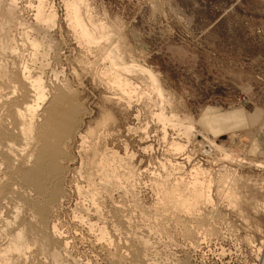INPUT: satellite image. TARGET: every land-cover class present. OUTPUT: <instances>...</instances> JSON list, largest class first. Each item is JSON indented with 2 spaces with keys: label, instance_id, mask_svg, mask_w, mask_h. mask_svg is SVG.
I'll list each match as a JSON object with an SVG mask.
<instances>
[{
  "label": "rangeland",
  "instance_id": "1",
  "mask_svg": "<svg viewBox=\"0 0 264 264\" xmlns=\"http://www.w3.org/2000/svg\"><path fill=\"white\" fill-rule=\"evenodd\" d=\"M28 1L13 0L17 7L9 10V0H0V66L5 67H0V77L2 75L7 80L6 84L5 80H0V84L3 83L0 90L4 87L3 91L13 90V96H18V83L13 82L9 75L17 63L28 64V70L35 71V74L44 70L39 75H42L45 88L67 81L73 89L72 107L85 112L79 127L73 130L69 144L71 160L66 166L61 184L64 192L62 195L66 198L53 207V212L48 214L46 222L41 226L47 230L54 223L60 237L67 239L68 245L66 251H63L67 253L62 255L60 251V260L64 258L62 263L264 264V0H86L87 6H91L87 7L88 13L92 11L89 16L94 21L108 25L104 33L107 37L109 33L108 38H111H107L108 42L105 38L104 42L101 39L97 48L96 45H90L88 49L83 44L81 46L67 26L62 0H46L49 4L53 3L57 17L54 20L56 26L52 24L51 28L46 26V29L44 24H37L32 19V11L26 6ZM111 33L114 34L112 37ZM29 39L38 41L40 47L35 44L36 53L26 43ZM115 42L125 62L132 61L155 73L163 95L167 97L163 101H169H162L163 106L166 104L162 107L165 108L163 112L169 115L172 113L180 120L188 119L187 122L193 125L190 137L187 138L189 141L178 129L180 133H177L176 127L171 129L169 124L164 123L166 125L163 127L164 124H158L155 117L149 114L151 109L155 110L151 102L145 100L147 106H144V102H139L138 106L132 102L130 108L116 101L107 102L105 98L108 91L97 78V72L106 64L103 63L105 61L100 63L102 51L98 49L103 45L109 47L111 43L116 45ZM35 45L32 46L36 48ZM30 52L35 54L31 55ZM4 85L9 86L8 89ZM207 110H213L221 116L235 114L238 118L236 125L219 124L215 128L203 126L200 119ZM3 111L2 107L0 117L5 116L4 119H7ZM105 118H108L105 136H99L96 142L98 152L104 151V147L117 151L121 158H128L127 164L133 168L136 176L133 174L131 181L134 182L130 181L133 187L129 183L127 187L130 190L127 188L126 194L109 185L112 186V192L108 186V195L106 190L98 189L97 185L100 184L96 183L95 177L97 190L94 186L93 192L104 191L93 194L94 198L99 196L94 202L99 201V204L95 203L98 204L96 206H102L98 212L103 218L100 219L105 222L103 229L106 228V238L103 236L105 239H101L97 233L101 221H95L97 223L93 227H96L91 226L92 231L82 213L89 206L91 208V200H88L90 196H87L90 192L86 194L83 191L86 195L79 197L82 193L75 192L74 182L78 181V169L90 168L85 156H92L88 150L87 153L80 151L78 134L83 135L87 128H94ZM166 131V134L163 133ZM144 133L147 134L145 137ZM176 134L181 137L177 138ZM205 138L225 147L231 160L219 150L216 151L215 147L209 146ZM172 140L184 144L186 149L182 150L185 151L179 153L173 150L169 146ZM11 141L15 145L19 144L14 137L8 140L9 143ZM150 146L152 149L148 148ZM189 154L190 159L183 157ZM93 158L97 160L94 156L91 160ZM167 159L179 162L176 170H171L168 163H165ZM180 164L183 165L181 168ZM195 166L206 170L204 173L208 175H202L200 169L197 178L201 175V180L198 178L200 181L205 178L204 182L212 183V186L209 184V194L213 202L201 206V212L192 213L194 216L191 213L187 215L179 208L171 209V204L161 198L159 182L162 179L165 182L164 176L167 175V184L173 182V177H181L186 183L190 181V171ZM2 170L3 163L0 162V172ZM5 199L6 202L0 206L1 217H6L8 210L15 205L14 201L7 197ZM79 215H82L81 218ZM122 218L129 224L125 228L120 224ZM5 230L0 228V244L7 238ZM29 238L26 234L29 252L25 249V255L28 254L26 258L22 257L24 261L20 257L17 262L13 256L6 264H37L38 259L50 264L46 253L42 251L40 254L41 251H37L36 244ZM144 242L146 246L142 248ZM33 251H37L35 255L38 259L30 255ZM43 254L47 256L46 260ZM73 259L76 261L73 262ZM1 261L0 264H3Z\"/></svg>",
  "mask_w": 264,
  "mask_h": 264
},
{
  "label": "bare ground",
  "instance_id": "2",
  "mask_svg": "<svg viewBox=\"0 0 264 264\" xmlns=\"http://www.w3.org/2000/svg\"><path fill=\"white\" fill-rule=\"evenodd\" d=\"M52 4H49L48 1L46 2V0H29L27 2L26 6L28 8H30V10L32 11V15H31L32 19L37 24L38 23L44 24L45 25L44 28L46 29L48 26L51 28L52 24L55 23L54 22L55 18H57L56 12L53 9ZM62 4H63V10H64V19L66 21V24L72 30V32L76 35V38H77L78 42L81 43V46L83 44V45L87 46L86 49H88V47L90 48V45H93V46L96 45V48H97V46L100 44L99 41L100 42L102 41L101 39L105 38L106 42L109 41V40H107V38L110 36L109 33L106 31L108 33V37H107V34L104 33L105 28L108 25H105L104 22L94 21L91 19V17H90L91 15L89 16V14L92 11L88 13V8H87V7H91V6L90 5L87 6L86 0H62ZM13 7H15L13 0H9L7 8L11 9ZM8 9H6V10H8ZM7 12H9V11H7ZM14 12H16V11H14ZM92 17H94V16H92ZM5 18H6V16H5ZM35 22H34V25H35ZM41 24H40V26H42ZM111 27L108 28L109 32H110L109 29H111ZM72 32H70V33H72ZM111 34H112L111 35V37H112L114 34L113 33H111ZM75 35H73L74 38H75ZM25 37L27 39L29 38L26 35H25ZM115 38H113V39H115ZM119 38H118V40H119V44H120ZM105 39L102 42H104ZM108 39L111 40V38H108ZM113 39H112V41H113ZM118 40H117V42H118ZM117 42H115V43H117ZM26 43L30 44V47L28 46L29 48H32V49L34 48L33 51L34 50L37 51V46L39 45L37 40H35V39L30 40L29 39L28 42H26ZM79 43H78V45H79ZM35 44H37V46ZM105 44H107V43H105ZM25 45H27V44H25ZM32 45L33 46L35 45L36 48L33 47ZM107 45H109V43ZM110 45H109V47L108 46L104 47V45L102 46V44L99 46V47H101V46L104 47V48L101 47L98 49L99 51H102L101 52L102 58L99 57L102 60V61L100 60V63L105 61L103 63H106V64L103 65V68L101 70H100V67L97 65L99 67V70H100V72H97V73H99L97 78L100 79L99 81L104 85L105 89L108 91V96H107V98H105L107 100V102L116 101L118 104H124L128 108H130V106L132 105L131 104L132 102H135L134 104H136V105L139 102L145 103V100L148 101L147 103L151 102V104L153 105V106L152 105L151 106L152 107L155 106V110L153 108V111H151L152 110L151 109L149 114H151L153 117H155V120L158 121V124L159 123H161V125L164 123L169 124L172 126V128H171L168 125L171 129H173V127L175 129V127H176V131L178 129L185 137L183 135L182 136L184 138H186L187 141H189L187 138L190 137L189 135L191 134V131L193 130V125L191 124V122H187L188 119L185 120V118H182L180 120V119H178L179 117H177L176 115H173L171 112H170L171 113L170 115L163 112V110L165 108H162V107L166 106V104H164V106H163L162 101L164 99H166L167 97L165 95H163L164 94L163 89H162L155 73H153L149 68L138 65L137 63H134L132 61H130L129 63L125 62L121 58V54H119V52H118L119 49H117V47H116L118 45V43L116 45L112 44L113 46H110ZM39 47H40V45H39ZM79 47H80V45H79ZM100 49H102V50H100ZM11 51H12V49H11ZM36 51H34V52L36 53ZM89 51H91V50L89 49ZM120 51H122V49ZM95 52H94V54H95ZM35 53H33V54H35ZM33 54L31 53V55H33ZM123 54H122V56H123ZM40 55H42V54H40ZM43 58H44V56H43ZM97 58H98V55H97ZM94 59L96 60V58H94ZM34 60H35V58H34ZM34 60H33V62H34ZM97 60L99 61V59H97ZM31 61H32V59H31ZM86 61H88V60H85V62ZM90 64H91V62H90ZM96 64H97V62H95L94 65H96ZM27 65L26 64L20 65L17 63V65L14 66V70L9 75V78L11 80H13V82L15 81L18 83L17 86H19L18 88H20V93L17 90L18 96H13V94H12V93H14L13 90L3 91L4 87H3V90H2V88L0 90V109L2 110V107H3V110L5 111L4 115H6V118H7V119H4L5 116L0 117V118H3V119H0V144H2V145H0V146H2V147H0V149H2L0 151V162H1V164L3 163V170L0 172V206L2 205L3 202H6V201H4V200H6L5 199L6 197L9 198L10 200L14 201V203H15V205H13L14 208L8 210V214L6 217H1L2 213H0V223L2 222L3 230L6 229L5 231H7V232L3 231L4 235H5V233H7V238L4 236L6 238V240L2 244H0V260H2L1 262H3V264H6L7 263L6 261H8L9 259H11V257L14 256L15 259L17 258V262L19 261L18 259L20 257H21V261H24V258L22 259V257L24 256L26 258L27 254H28L27 253L25 255V251L27 250V252H29L28 251L29 245H27L28 243L26 242V240L28 241V239L26 238V240H25V236L27 234L31 237L33 242L36 244L35 247H37V251L38 252L41 251L40 254L42 253V251H44L43 252L44 254L46 253L48 258L50 259V264H64L65 262L62 263L63 261H61L64 258L60 260V257L62 258V255L67 253V252H63L65 250V247H67V245H68V244L66 245V243H68V242H66L67 239L65 240V239L60 237V234L57 232L58 229L56 230L57 227L55 228L54 223L53 224L51 223L52 225H51L50 229H47V230L42 229L43 227H41V226L44 222H46L45 220L47 219L48 214L50 212L51 213L53 212V210H54L53 207H55L58 203H61L63 201V199L66 198V197H64L65 195H62L64 192L62 193L61 184L64 181L66 166L68 165V163H70V160H71V157H70L71 155L69 154V144L72 140V132H73V130L76 131V129L79 127L80 121L83 118L82 116L85 114V112L82 110L79 111V110L75 109L74 107H72L74 105L73 104V95H72L73 89L71 86H70L71 88L69 87V85L66 83L67 81L66 82L64 81L66 84L65 83H59L56 86H52L51 88H49V87L45 88L43 80L41 79L42 75L41 74H40L41 76L39 75V73L41 71H44V70H41L39 73L35 74L34 73L35 71L31 72L30 70H28ZM86 65L88 66L87 63H86ZM0 67L2 68L3 66H0ZM43 67H44V65H43ZM47 67H48V64H47ZM4 68H2V69H4ZM3 72H5V70ZM52 72H54V71H52ZM43 73L44 72H42V74ZM0 74H2V72ZM3 75H4V73H3ZM2 77L3 76L1 75L0 80L3 79ZM3 80H5V78ZM5 81L6 82L4 84L7 83V80H5ZM9 82H10V80H9ZM2 84H0V85H2ZM13 84H15V83H13ZM10 85H12L11 82H10ZM5 87H7L6 89H8L9 86H5ZM12 88H15V86L14 87L12 86ZM73 93H75V92H73ZM165 101H163V102L165 103ZM158 102L160 104H158ZM147 103H145L144 106H147L146 105ZM202 115L203 116L200 119L201 123L203 126H205L207 128H209V127L215 128V126H220L222 124H225V125L235 124L238 120V118L235 114H231V115H225L224 114V116H221V115H218L215 112H213V110H207ZM153 117H151V118H153ZM107 119L106 118L102 119L100 122H98L96 124V126L94 128H87V131L83 135L78 134L79 135L78 138L80 140V146H79L80 151L84 152V153H87L89 151L92 156L96 157L97 160L95 161L93 158L92 159L93 161H92L91 160L92 156L90 158L89 157L87 158V156H85V160L87 161V164L90 166V168L88 166L87 167L90 170H88V168L87 169L85 168V170L78 169V172L76 174L77 175L76 178H78V181H76V180H75L76 182L73 181L75 183L74 184L75 192L77 194L82 193V195L80 194L81 196L78 195L79 197L85 196L86 194H88V192H90L87 195V196H90V199H88V197H83V199L86 198L89 201L91 200V202H90V204L92 203L91 208L89 206V208L84 210L83 212L81 210L80 211L84 214V219H86L85 221L88 225V228L91 226L93 227V225H96V223L98 221H101V225L103 223L102 226L101 225L100 226L98 225L99 227L97 226L98 230L96 229L97 231H99V232H97V231L96 232L101 236V239L103 238V236L105 234L104 230L106 228L103 229L105 227L104 226L105 222H103L101 220L103 218L100 217V214L98 212L99 211L98 208L101 209L100 207H102V206L97 207L96 205L99 204V201L94 202V200H96V198H99V196L94 198L95 195H93L95 192L97 193V191H96L97 188L94 185V183L96 181V180H94L95 177L97 178V181H98V182L96 181V183L100 184V185H97V186H99L98 189H100V190L103 189L105 191L109 185H112L114 187H117V189L118 188L121 189L120 191H125V190H127V188H129L127 186L129 185L130 181L132 180L133 174H134V172L132 170L133 168L132 167L130 168V165L127 164L128 158L126 159L127 160L126 161L124 158H121L117 154V151L115 152L110 148H109L110 150H108L106 147H104L105 149H103L104 151H102V152H98V150L96 148V145H97L96 142H97L99 136H102V135L105 136V132H106L105 126L107 123ZM183 119L186 122L183 121ZM8 123H9V125H8ZM166 124L162 125V127L165 126ZM146 127H148V126L146 125ZM132 129H134V128H132ZM163 129L166 130L165 127ZM14 130H17L16 133L14 132ZM179 131H177L178 134L180 133ZM141 132H144V130ZM161 132H162V129H161ZM163 133L166 134L167 131L163 132ZM145 135H147V134L144 133V137H145ZM203 135L204 134H202V136ZM165 136L166 135H164V137ZM13 137L19 143L18 145L13 144L12 141L10 143L8 142V140L10 141V139H12ZM164 137H162V139H164ZM179 137H181V135L178 136L177 138H179ZM234 138H236V136ZM100 139H99V141H100ZM164 140H166V137ZM184 142H185V140H184ZM206 142L209 146H211L212 148L215 147L214 149L216 151L219 150L224 157H227V159H229L230 154L228 153L229 151H227V149H225V147H223L221 145H217L214 141H212L208 138L206 139ZM233 142H235V141H233ZM185 144L187 145V142ZM3 146H4V149H3ZM169 146L173 150H175L179 153H180V151L182 153V151H183L182 149L184 148V144H182L178 141H175V140L174 141L172 140L170 142ZM148 148L152 149L151 146ZM124 149H125V147H124ZM184 149H186V148H184ZM143 150H145V148ZM175 151H174V153L176 154ZM84 153H82V154H84ZM228 154H229V156H228ZM126 155H127V153H126ZM130 157H132V156L130 155ZM130 157H129V159H130ZM183 157L190 159V154H189V156L185 155ZM189 159H187V160H189ZM222 159L226 160V158H222ZM229 160H231V159H229ZM165 163H168V166L170 167L171 170L174 168L176 170V167H178V165H179V162H176V161L170 162L168 160V162L166 161ZM85 164H86V162H85ZM182 166L180 164L179 168H181ZM91 167H93V169H91ZM198 167H200V166H195V167L191 168L190 172H192L191 173L192 179L189 178L190 181H188L186 183L181 180V177L179 179H178V177L177 178L173 177V179H174L173 182L171 184L170 183L167 184V183H165L166 181L168 182L167 178H169V177H167V175L164 176L165 182L162 181L163 179L160 180L161 182L158 181L160 183L159 185L161 187V192H162L161 198H163L162 200L165 199V201H167V202H169V204H171L170 205V206H172L171 209H173V207H174V209L175 208L182 209L184 211V213H186L187 215H188V213L199 214V211L201 210L200 209L201 206L204 207V205H206V204L209 205L210 201L213 202V200H211L212 197H210L211 195L209 194V192H210V189H209L210 181L204 182L203 180L205 178L204 179L202 178V181H200L201 180L200 178L203 177L201 175H200V177H198L200 180L197 178V176H199V174H200L198 171L202 170L201 168H198ZM91 170H93V171H91ZM204 170H202V172H203L202 175L204 174V176H205L206 172L204 173ZM207 175H206V177H207ZM135 176H134V178H136ZM168 176H169V174H168ZM221 178H223V180L225 179V177H223V176ZM81 182H83L82 183L83 185H81ZM132 182H134V181H131V183ZM220 182H221V180H220ZM94 186H95L96 190L93 192ZM100 186L102 188H100ZM111 187L109 186V190ZM130 187H133L132 184ZM100 190H98V193L104 192V191L99 192ZM128 190H130V188ZM83 191L86 192V194L83 193ZM108 191H107V195H108ZM229 193H227V194L229 195ZM83 194H85V195H83ZM105 194H106V192H105ZM125 194H126V191H125ZM227 194H225V195H227ZM99 195L102 196V194H99ZM109 195H110V193H109ZM228 197H230V196H228ZM98 200H100V199H98ZM12 201H11V203H13ZM8 203H10V202H8ZM8 203H7V205H8ZM95 203H98V204H95ZM101 205H102V203H101ZM210 205H212V203ZM4 207H7V206H4ZM77 207H78V205H77ZM7 208H9V207H7ZM84 208H85V206H84ZM20 212H21V214H20ZM192 215H194V214H192ZM81 216L79 215L80 218H81ZM110 217H113V216H110ZM12 219L14 220V223H13ZM74 219H76V218L74 217ZM84 219H81V220H84ZM122 219H121L120 224H121V226H124V228H125L127 226L128 222L126 220H124V219L122 220ZM77 220L80 221V219H77ZM95 221H97V222L95 223ZM80 223H82V221H80ZM2 227L0 226V228H2ZM94 227H96V226H94ZM93 228L92 229L89 228V229L93 231ZM104 237L106 238V235ZM105 238H103V239H105ZM31 239L29 238L30 241H31ZM35 244L30 245V246H34ZM142 245H143L142 248L145 247L146 246L145 242ZM30 249H31V247H30ZM37 251H33V253L30 252L31 254L30 253L29 254L32 257H35L36 259H38L39 257L37 258L35 255V254H37L36 253ZM60 251L63 252L61 256H60V254H61ZM43 255H42V257H43ZM47 256L44 255V259ZM65 257H67V256H65ZM68 257H70V255ZM28 258H30V257H28ZM31 259H33V258H31ZM71 260H72V257H71ZM74 260L75 259H73V262H74ZM13 261H12V263H13ZM9 262H10V260H9ZM37 262H38L37 264H46L45 263L46 261L42 262V260H40V259H38Z\"/></svg>",
  "mask_w": 264,
  "mask_h": 264
}]
</instances>
